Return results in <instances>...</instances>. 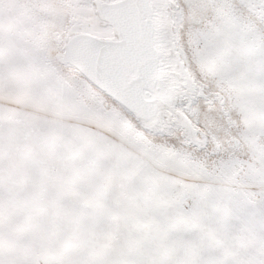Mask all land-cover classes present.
Segmentation results:
<instances>
[{"label":"snow or ice","instance_id":"obj_1","mask_svg":"<svg viewBox=\"0 0 264 264\" xmlns=\"http://www.w3.org/2000/svg\"><path fill=\"white\" fill-rule=\"evenodd\" d=\"M234 68L264 92V0H0V264H51L10 231L3 162L22 139L49 192L35 215L62 209L85 236L88 251L59 264H159L95 240L145 164L170 193L158 235L216 225L176 264H235L215 252L233 230L264 264V126ZM60 147L69 165L88 149L114 167L88 184L71 166L48 176Z\"/></svg>","mask_w":264,"mask_h":264},{"label":"rangeland","instance_id":"obj_2","mask_svg":"<svg viewBox=\"0 0 264 264\" xmlns=\"http://www.w3.org/2000/svg\"><path fill=\"white\" fill-rule=\"evenodd\" d=\"M233 78L238 81L242 99L253 109L255 122L264 126V115L255 116L256 112L264 110V92L258 89L252 76H243L236 68L233 69ZM63 151L60 147L56 159L45 165L48 176L64 177L66 168L71 166L72 175L68 179L88 184L102 177L115 164L107 154L83 149L82 157L69 165L62 158ZM3 165L10 191L7 213L12 235H22L30 244L42 248L51 264H59L76 252L83 254L88 251L83 245L84 233L70 214L62 209H53L39 217L35 215L37 202L48 200L49 192L36 175L30 141L14 142ZM107 183L112 187L111 180ZM127 185L128 194L118 195L115 201V218L95 228L96 243L103 245L112 258L120 259L135 252L159 264H176L187 255V246L192 239L198 238L201 232L211 235L215 231L216 225L205 220L196 228L170 232L161 237L153 222L160 219L169 199L166 182L145 164L137 169L135 175L128 177ZM129 195L135 200H130ZM252 245L253 241L245 233L233 230L217 242L215 252L235 264H248L254 258Z\"/></svg>","mask_w":264,"mask_h":264}]
</instances>
